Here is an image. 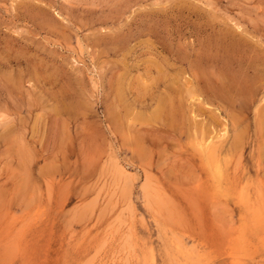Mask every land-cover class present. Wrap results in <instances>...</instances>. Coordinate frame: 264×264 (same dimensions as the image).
<instances>
[{
  "label": "rangeland",
  "instance_id": "rangeland-1",
  "mask_svg": "<svg viewBox=\"0 0 264 264\" xmlns=\"http://www.w3.org/2000/svg\"><path fill=\"white\" fill-rule=\"evenodd\" d=\"M0 264H264V0H0Z\"/></svg>",
  "mask_w": 264,
  "mask_h": 264
},
{
  "label": "bare ground",
  "instance_id": "bare-ground-1",
  "mask_svg": "<svg viewBox=\"0 0 264 264\" xmlns=\"http://www.w3.org/2000/svg\"><path fill=\"white\" fill-rule=\"evenodd\" d=\"M220 137V136H219Z\"/></svg>",
  "mask_w": 264,
  "mask_h": 264
}]
</instances>
